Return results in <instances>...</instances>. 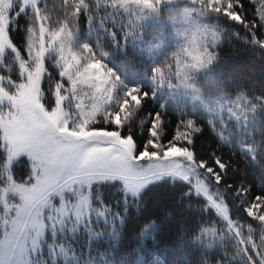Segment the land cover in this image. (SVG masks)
<instances>
[{
    "label": "snow or ice",
    "instance_id": "obj_1",
    "mask_svg": "<svg viewBox=\"0 0 264 264\" xmlns=\"http://www.w3.org/2000/svg\"><path fill=\"white\" fill-rule=\"evenodd\" d=\"M226 47L257 55L226 69ZM257 71L264 0H0V264H127L157 185L176 198L140 264L173 222L201 264H264V180L229 182L234 159L264 173Z\"/></svg>",
    "mask_w": 264,
    "mask_h": 264
},
{
    "label": "trees",
    "instance_id": "obj_2",
    "mask_svg": "<svg viewBox=\"0 0 264 264\" xmlns=\"http://www.w3.org/2000/svg\"><path fill=\"white\" fill-rule=\"evenodd\" d=\"M171 36H175V30L170 29ZM174 42V41H173ZM226 54L228 56V63L225 65L226 69H231L234 64L242 62L247 63L256 57V53L248 49H240L236 51L232 48L226 47ZM138 70H142V66H138ZM255 83L264 80V71H257L254 74ZM155 105H150L154 108ZM175 119V117H173ZM209 136L201 137L198 144V151H207L210 143ZM227 158V153H225ZM234 163L239 169L229 181L230 183L246 181L254 186L264 180V173L261 172L258 166L245 165L243 161L234 159ZM28 165L26 160L22 159L17 165V171L23 174ZM177 189L169 188L167 185H157L151 187L145 193V206L141 212L139 209H132V215L129 217L123 240L121 245L120 258L125 259L127 264H140L141 256L135 251L137 244V230L146 221L148 217L155 218L160 215L166 206L172 204L176 198ZM207 218V217H206ZM211 219H216L215 216ZM175 239V223H165L158 234L157 241L153 245L149 242V249L152 253H145L142 257L143 264H201L203 258L202 250L186 249L177 251L173 248V241ZM103 252L104 248L101 247Z\"/></svg>",
    "mask_w": 264,
    "mask_h": 264
},
{
    "label": "rangeland",
    "instance_id": "obj_3",
    "mask_svg": "<svg viewBox=\"0 0 264 264\" xmlns=\"http://www.w3.org/2000/svg\"><path fill=\"white\" fill-rule=\"evenodd\" d=\"M182 102H184V101H182ZM187 102H188V103H191L190 100H188ZM173 151H174V152H179V151H181V150H180V149H174Z\"/></svg>",
    "mask_w": 264,
    "mask_h": 264
}]
</instances>
